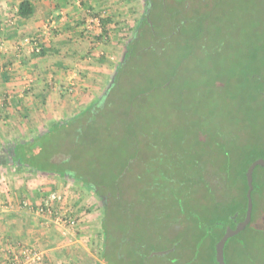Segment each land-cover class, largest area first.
Masks as SVG:
<instances>
[{"label": "rangeland", "instance_id": "rangeland-1", "mask_svg": "<svg viewBox=\"0 0 264 264\" xmlns=\"http://www.w3.org/2000/svg\"><path fill=\"white\" fill-rule=\"evenodd\" d=\"M184 1L189 5L187 8L192 11L200 10L205 13L196 14L193 21L187 19L188 24L185 25L184 14L173 16L171 12L174 8L172 3L184 4ZM156 2L159 3L157 9L151 8L154 19L146 27L148 38L145 40L150 42V47L146 50L141 49L142 52H138L131 59L123 78L119 76L115 84L109 83L112 90L104 106L102 105L99 117L109 120L112 118L113 122L109 124L110 132L103 128L100 133L102 136L105 134L103 139L107 140V144L110 143V148L117 147V151H113V155L110 154L113 162L110 168L121 171L114 195L104 201L82 182L75 180L76 184L82 185V192L86 198L89 196L88 193L94 195V200L90 198L91 202L85 203L93 204L96 217L94 220H99L102 229L106 228L107 232L111 233V230L114 237L119 238L121 252L126 250L125 253L129 252L131 256L115 257V264H175V259L170 258L171 256L165 259L164 254L158 253L167 251L165 248L171 244L182 249L185 245L192 244L194 240L197 243L201 242L200 234L192 233L194 229L191 219L195 215L194 212H190L189 209L187 213H181L175 205L190 187L196 191V198L202 193L201 187L195 186L197 172L184 163L181 151L170 150H178L182 145L188 149L193 148L196 146V140L197 148L211 146L217 148V130L213 129V126L220 128L221 123L226 124L225 105L233 102L230 89L222 82L221 77L226 73L222 69L231 64L240 46L247 49L249 39H244L243 42L240 40V46H236L235 43L236 38L241 37L242 31L254 33L253 30L256 29V38L264 37V0H156ZM130 3H133L134 7L133 9L130 6L132 16L128 22L134 25L130 30V37L128 36L131 39L141 15L146 11V1L133 0ZM173 11L175 12V9ZM238 20L239 23L245 21V24L242 23L244 29L243 26L239 29L234 24ZM117 26L118 24L116 29L120 28ZM192 34H195L196 38L193 43L190 40V43ZM122 47H126L125 42ZM123 57L124 52H120L119 64ZM218 68L222 70L221 75L213 78L212 74L219 70ZM219 91L222 92L218 93ZM127 115L128 122H125ZM116 119L121 121L118 123ZM72 128L73 125L70 127L71 133ZM210 131L211 133L214 131L210 136H213L212 142L216 145L206 144L205 135ZM130 138L141 140V143L138 142L141 147V158H138V152L129 151L134 149L130 146L132 141ZM200 140H203V143ZM7 142L8 140H5L4 144ZM1 146L0 139V152ZM70 148L66 146V151L71 150ZM215 152L212 151L211 154L207 151H197L199 160L210 166L216 158L217 151ZM128 155L132 158L124 167L122 164ZM155 156L157 162L152 163ZM100 162H97V168L92 161H89L91 164L85 161H74L73 164L78 167L77 169L88 168L94 178L100 181L104 177L113 179L111 178L113 170L105 169L104 164ZM210 166L209 170L213 172L214 169ZM9 167L11 166H7L6 169H10ZM104 170L105 173L102 174ZM104 183L106 184L104 189H114L112 182ZM0 200L4 201L2 198ZM253 223L255 227H264L261 215ZM97 229L99 227L96 226V231L92 230L96 236L99 233ZM250 229L240 234L233 242V246H236L238 241L247 239L257 248L259 245L264 249L263 239L257 235L254 238L255 232ZM197 230L198 233H202ZM83 233L85 235L83 234L82 240L91 239V236L89 237L91 234L86 228ZM211 239L210 236H206L202 240L204 249L198 256L196 255L191 264L195 262L207 264L204 260L209 257ZM94 254L96 256L97 252ZM95 256L92 255L88 259V264L97 262ZM140 259H143L142 262ZM102 260L109 262L104 256ZM179 260V264L185 263L186 256Z\"/></svg>", "mask_w": 264, "mask_h": 264}, {"label": "crops", "instance_id": "crops-1", "mask_svg": "<svg viewBox=\"0 0 264 264\" xmlns=\"http://www.w3.org/2000/svg\"><path fill=\"white\" fill-rule=\"evenodd\" d=\"M21 1L0 0L2 146L5 140L34 137L52 123L79 114L101 96L114 69L116 73L120 52L126 49L123 42L126 45L130 41L134 26L128 24L133 0H30L34 14L29 18L18 14ZM116 24L120 28L116 29ZM121 35L129 36V40ZM27 36L34 37L32 44L26 41ZM35 42L40 51L33 48ZM6 167H0V198L6 204L0 206V259L6 257L9 247L24 243L39 245L45 251L44 264H88L94 252L97 262L93 264H115L114 258L122 255L129 258L115 238L113 258L102 260L107 258L109 246L99 220L85 227L91 239L81 237L70 244L58 230L41 224L30 208L21 205L25 198L37 201L40 188L51 181L72 186L68 189L69 203L85 205L94 195L88 193L86 198L82 185L57 175ZM96 226L97 236L93 233Z\"/></svg>", "mask_w": 264, "mask_h": 264}, {"label": "trees", "instance_id": "trees-1", "mask_svg": "<svg viewBox=\"0 0 264 264\" xmlns=\"http://www.w3.org/2000/svg\"><path fill=\"white\" fill-rule=\"evenodd\" d=\"M145 1L146 11L139 19L132 38L126 44L123 61L117 67L110 84H115L119 80V76L123 78L125 71L129 68V62L138 52H142L141 49L146 50L147 47H150V42L145 40L148 38L146 36V27L154 19L151 15V8L157 9L159 3L156 0ZM172 4L174 5L173 10L175 9V12L171 11L174 14L173 16L184 14L183 23L185 25L188 24V20L196 19V14L205 13L200 10L192 11L187 8L189 5L186 1H184V4L178 2ZM203 6L205 7L204 4ZM18 14L24 18L33 16L34 6L32 2L30 0H22L18 6ZM239 21H234V24L237 25V28L240 29L243 26L242 29H244L242 23L245 24V21L242 20V23H239ZM253 31L255 34L245 31L240 33L242 38L240 36L236 38V46H240V40L243 42L244 39H249L250 43L247 49L240 46L236 56L232 58L231 64L222 69L226 71L225 76L221 77L222 82L230 89V96L233 102L230 105L228 103L225 105L226 124L220 122V128L213 126V129L217 130V148L216 146H211L212 144L216 145L212 142L213 136L210 135H213L214 131L211 133V130L210 133L205 135L206 144L211 147L197 148L196 140V146L193 148L190 147L188 149L185 145H182L179 146L178 150H170L181 151L184 163L190 168H194L197 172L195 186L198 185L202 189L200 190L202 193L196 198V191L190 187L175 204L181 213H187L189 209L190 212H194L195 215L191 219L192 229H194L192 233L195 235L200 234L201 239L199 243L194 240L192 244L185 245L182 248L184 250L176 247L175 244L165 248L169 249V251L163 257L166 259V257L171 256L170 258L175 259V264H179V258L182 259L183 256H186V260L182 264H191L196 259V255L198 256V253L200 254L202 249H204L202 240L206 236H210L212 239L211 246L208 249L210 251L209 257L204 261L207 264H219L216 258L217 242L225 234L228 227L235 228L246 216L248 206L246 173L253 161L261 157L264 158V37L257 39V30L254 29ZM195 34H192L190 39L188 38L189 42L191 40L193 43L194 38H196ZM183 41L185 42L186 40ZM183 41L181 42L182 46L184 45ZM222 70L219 69L214 72L212 74L213 78L216 75H221ZM111 90L110 85H108L104 93L83 108L79 114L66 120L52 123L45 131L34 137L14 139L3 144L1 146L2 152H0V166H13L18 171L46 173L77 180L103 198L104 201L107 200L114 195L117 180L121 175V171L118 172L110 168L112 166L111 163H113L110 159V154L113 155V151H117V147L115 149L110 148V143L107 144V140L103 139L105 134L102 136L100 133L103 128L110 132L109 124H113L111 122L112 118L110 120L108 118L99 119L103 104L108 99V94ZM221 92L219 91L218 93ZM218 95L221 96V94ZM185 96H187L186 93ZM128 118L129 116L127 115L125 122H128ZM120 121L117 122L119 123ZM72 125L73 133L70 130ZM116 137L117 134H115ZM131 140L130 146L134 149L129 151L138 152V158H141V147L138 143H141V140ZM200 141L203 143V140ZM66 146L71 147V150L66 151ZM197 151H207L211 154L212 151L214 153L217 151L215 160L213 159V163L210 162L212 165L202 163L199 160L200 157ZM63 152L65 153L63 154ZM59 153L62 155H58ZM131 158L128 155L122 165L125 167L131 161ZM155 158L156 156L152 163L156 161ZM74 161H85L87 164L92 161L96 168L97 162L101 161L100 163L104 164L105 169L113 170L111 173V178L113 179L104 177L100 181V179L94 178L92 171L88 168L77 169L78 167L73 164ZM209 166L214 169L213 172L209 170ZM104 173L105 170L102 174ZM188 180L191 179L188 178ZM105 181L112 182L111 185H113L114 189H104L106 187ZM253 183L252 197L254 207L252 220L243 231L227 240L224 248L227 264H264V249H261L259 245L257 248L256 245L245 239L244 241H238L236 246H233V242L238 236L250 228L255 232L253 233L254 238L257 235L264 241V227L258 228L253 225L254 220L259 215L264 219L263 165H258L255 168ZM197 229L202 231V233H198ZM110 232H107L106 229L109 246L108 251L105 253L107 261L114 256L112 249H114L115 237L111 230ZM235 247L237 248L235 249ZM127 256L131 257L129 253H127ZM143 258L145 259V257ZM142 260L140 259V262Z\"/></svg>", "mask_w": 264, "mask_h": 264}, {"label": "built area", "instance_id": "built-area-1", "mask_svg": "<svg viewBox=\"0 0 264 264\" xmlns=\"http://www.w3.org/2000/svg\"><path fill=\"white\" fill-rule=\"evenodd\" d=\"M27 40L32 44L34 37L27 36ZM33 48L37 51L41 49L37 42ZM69 188L72 186H58L55 181H51L46 188H40L41 194L37 201L25 198L21 205L30 208L41 224L58 230L67 243L74 244L83 237L84 228L96 220L90 205L75 206L69 203ZM5 205V202L0 200V206ZM44 260L45 251L39 245L24 243L21 247H9L6 257L0 259V264H44Z\"/></svg>", "mask_w": 264, "mask_h": 264}, {"label": "water", "instance_id": "water-1", "mask_svg": "<svg viewBox=\"0 0 264 264\" xmlns=\"http://www.w3.org/2000/svg\"><path fill=\"white\" fill-rule=\"evenodd\" d=\"M258 165L264 166V158H258L255 161L251 163V165L248 167L246 176H247V182H248V190H247V197H248V206L246 211V216L244 220L240 221L235 228L228 227L225 234L221 237V239L216 244V258L219 264H227L225 261V255H224V248L227 240L230 237H233L237 234H239L241 231H243L251 222L252 220V213H253V197H252V191L254 189V171L255 168ZM158 254H163L158 253Z\"/></svg>", "mask_w": 264, "mask_h": 264}]
</instances>
